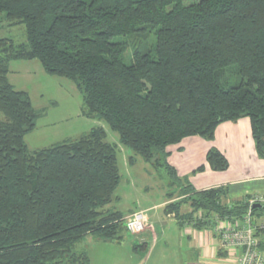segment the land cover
<instances>
[{"label":"trees","instance_id":"trees-1","mask_svg":"<svg viewBox=\"0 0 264 264\" xmlns=\"http://www.w3.org/2000/svg\"><path fill=\"white\" fill-rule=\"evenodd\" d=\"M0 16L26 32L19 45L0 38V264H91L75 249L85 237L132 235L126 213L112 208L121 148L130 165L139 157L177 178L170 146L191 136L212 140L221 123L249 118L264 158V0H0ZM134 34L140 41L128 63L116 38ZM15 60H38L73 81L84 115L105 122L118 142L99 126L30 150L25 137L43 110L10 81ZM207 162L229 167L217 149ZM183 190L188 197L167 209L190 203L183 218L197 226L242 221L250 208L249 200L228 203L225 188ZM252 214L260 237L264 204Z\"/></svg>","mask_w":264,"mask_h":264},{"label":"crops","instance_id":"crops-1","mask_svg":"<svg viewBox=\"0 0 264 264\" xmlns=\"http://www.w3.org/2000/svg\"><path fill=\"white\" fill-rule=\"evenodd\" d=\"M211 149L219 150L227 158L229 167L226 170H214L209 165L207 155ZM168 163L178 179L171 177L165 168L159 169H164L169 177L171 192L152 204L142 196L141 205L125 212L126 218L135 212H145L150 225L137 236L140 242H105L112 249L108 254L120 262L128 260L127 264H133V260H140L141 264H238L241 251L222 246L217 232L219 226L231 221L197 226L192 220L183 218L192 211L190 203H181L177 210L181 218L176 216V210L169 211L167 207L185 200L188 194L184 193L183 187L188 186L196 191L225 188L228 203L264 197V158L257 152L250 119L221 123L212 140L191 136L170 146ZM167 236L175 240H162ZM260 238L264 240V234ZM141 243H146V247L142 248L140 256L134 246ZM127 247L128 250H123Z\"/></svg>","mask_w":264,"mask_h":264},{"label":"rangeland","instance_id":"rangeland-1","mask_svg":"<svg viewBox=\"0 0 264 264\" xmlns=\"http://www.w3.org/2000/svg\"><path fill=\"white\" fill-rule=\"evenodd\" d=\"M186 5L200 0H183ZM150 45L157 42L155 30L148 32ZM12 38L16 44L26 43V32L23 25H12L10 21L0 16V38ZM143 40V39H142ZM116 41L126 43L124 57L126 62H131L134 46L140 41L137 34L116 38ZM10 81L19 90L29 93L37 110H43L37 120L36 128L26 135L25 141L30 150L51 146L66 139H74L88 133L92 128L104 126L108 130L109 140L118 142V134L113 132L103 121L87 117L83 113V98L76 84L64 77L51 75L46 72L38 60H15L10 64ZM0 118L3 115L0 112ZM121 148V147H120ZM129 149L121 148L120 168L122 179L114 193L112 208L114 210L129 211L136 205H141L140 199L144 196L151 204L171 192L169 177L164 169L152 167L138 157L137 162L130 166L127 160ZM148 174V175H147ZM139 191V193H136ZM125 218V222H126ZM168 235L170 234L167 228ZM125 242H140L134 235L124 233ZM162 240H175L167 236ZM109 242V241H107ZM105 241L96 235H89L76 244L77 251H85L91 264H127L120 259H114L108 253L112 249L104 244ZM123 250H128L124 248ZM141 256L142 250H137ZM133 264H141L140 260H133Z\"/></svg>","mask_w":264,"mask_h":264},{"label":"built area","instance_id":"built-area-1","mask_svg":"<svg viewBox=\"0 0 264 264\" xmlns=\"http://www.w3.org/2000/svg\"><path fill=\"white\" fill-rule=\"evenodd\" d=\"M260 203L264 204V197L251 198L250 208L242 221L224 223L217 228L222 246L241 251L238 264H264V252L261 250V240L257 235L258 226L252 214L253 205ZM149 225L145 212H135L126 219L127 230L134 236L141 235Z\"/></svg>","mask_w":264,"mask_h":264}]
</instances>
